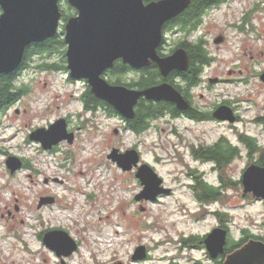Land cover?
Masks as SVG:
<instances>
[{
  "label": "rangeland",
  "instance_id": "1",
  "mask_svg": "<svg viewBox=\"0 0 264 264\" xmlns=\"http://www.w3.org/2000/svg\"><path fill=\"white\" fill-rule=\"evenodd\" d=\"M59 3L67 7L64 0ZM164 37L163 52L169 53L178 38L173 32ZM218 37L222 41L215 43ZM198 39L212 61L191 90L193 103L205 113L227 105L237 111V123L164 117L134 134L124 129L120 117L84 110L80 96L85 82L38 67L42 57L30 59L16 81L28 92L0 114V264H60L38 237L45 229L65 231L77 243V250L64 258L66 264H215L200 242L220 224L232 241L243 230L264 237L260 201L243 197L237 186L224 191L223 201L199 206L187 176L193 169L207 182H217L212 165L193 157L192 145H211L223 136L244 155L240 134L264 144V85L259 78L264 72V0H227L209 10L188 37ZM50 60L58 61V56ZM61 118L76 136L71 145L62 142L45 151L28 140L31 132ZM112 148L139 151L141 162L153 167L170 194L136 201L141 186L135 171L123 172L107 160ZM10 156L22 162L14 173L6 166ZM244 164L243 157L232 159L225 174L238 181ZM44 197L53 203L38 209ZM219 211L226 214L223 222L214 215ZM191 236L198 237L197 243H183ZM138 246L145 247L147 258L133 261Z\"/></svg>",
  "mask_w": 264,
  "mask_h": 264
},
{
  "label": "water",
  "instance_id": "2",
  "mask_svg": "<svg viewBox=\"0 0 264 264\" xmlns=\"http://www.w3.org/2000/svg\"><path fill=\"white\" fill-rule=\"evenodd\" d=\"M61 0H0V76L14 73L21 65L24 53L31 44L53 38L61 25ZM76 15L63 24L66 68L71 80L83 81L91 94L111 106L123 119L135 116V107L143 98L146 101H164L175 105L179 111L188 109L187 102L170 84L161 83L146 89H131L110 84L104 74L116 61L132 69H141L156 64L160 77L171 72H184L189 61L183 48L161 57L157 53L163 38L164 25L183 13L191 0H65ZM221 37L215 39L220 43ZM264 85V72L259 76ZM217 79H209L210 84ZM217 121L235 122L233 110L219 105L211 113ZM28 140L37 142L45 151L62 142L72 144L74 134L68 132L66 120L61 118L47 129H37L28 135ZM121 171H135L141 190L136 201H155L159 196L169 195L170 189L163 186V179L153 167L141 163L136 149L123 152L112 148L106 156ZM6 166L11 173L22 167L17 157H8ZM243 195L251 194L264 202V169L250 166L242 177ZM53 199L40 198L37 208L50 205ZM42 244L52 251L60 264L78 248L69 234L62 230H49L42 235ZM227 231L220 227L212 229L202 240L208 257L216 260L224 255ZM144 246L135 248L131 260L144 259ZM223 264H264V241L249 239L238 249L227 254Z\"/></svg>",
  "mask_w": 264,
  "mask_h": 264
},
{
  "label": "trees",
  "instance_id": "3",
  "mask_svg": "<svg viewBox=\"0 0 264 264\" xmlns=\"http://www.w3.org/2000/svg\"><path fill=\"white\" fill-rule=\"evenodd\" d=\"M227 0H191L188 8L175 19L167 22L163 27V35L170 31H179L182 33V38L178 39L174 46L170 49L172 52L176 47H182L189 57L188 69L182 72L181 78L186 84L187 88L195 87L200 82L201 72L204 67L208 66L212 58L206 50H204L203 43L200 39L196 41H188V37L200 26L203 16H205L212 7H219ZM62 13L61 22H66L68 18L76 15V12L67 5V7H60ZM174 29V30H173ZM62 33H57L53 38L48 39L42 43L31 44L26 48L24 57L20 67L12 74L0 76V114L5 113L12 107L19 99L25 95L28 90L22 86H17L16 81L22 70L29 66V61L33 56L42 57V64L38 67L49 71H64L67 72L65 60V42ZM162 43L165 45V38H162ZM163 45L158 48V53L164 55L160 50H163ZM58 56V61H51L53 55ZM130 75V76H129ZM107 81L113 85H123L131 89H146L158 85L163 79L160 77L156 67L151 64L148 67L139 70H133L130 67L123 65L120 61H116L113 67L104 74ZM128 77L130 80H128ZM70 79V78H69ZM168 81L173 87L181 92V88L174 84L172 75L167 77ZM83 108L87 112L104 111L106 115L113 117H120L114 109L105 102L95 98L87 85L80 96ZM190 118L194 121H201L211 119L210 113L199 112L197 110L190 111ZM180 116V112L175 107L167 102H151L140 99L135 107V116L131 120H125L124 129L134 134H141L153 127V122L158 119L169 117L171 120ZM240 141L246 144L247 148L251 150L254 147L252 138L249 136H240ZM193 157L202 162H209L212 165L211 170L215 171L217 176L216 184L207 182L202 173L197 170L190 169L187 176L191 179L190 189L192 196L199 206H206L225 199L224 191L226 189H235L238 182L232 180L225 174L226 167L230 164L232 159L237 155L238 148L234 146L226 137H219L217 141L211 145H199L190 147ZM24 161V160H23ZM24 168L28 167L25 162ZM216 218L223 222L226 214L223 212H215ZM223 226V224H222ZM49 231L45 229L38 234L39 239L42 235ZM197 238L191 236L188 239H183V243H197ZM248 238H258L246 230L242 231V236L238 241L226 240L225 254L233 251L246 242Z\"/></svg>",
  "mask_w": 264,
  "mask_h": 264
},
{
  "label": "flooded vegetation",
  "instance_id": "4",
  "mask_svg": "<svg viewBox=\"0 0 264 264\" xmlns=\"http://www.w3.org/2000/svg\"><path fill=\"white\" fill-rule=\"evenodd\" d=\"M65 1V0H64ZM59 6H60V3H59ZM213 8H216V7H212L211 9H213ZM210 9V10H211ZM62 14V13H61ZM75 16V15H74ZM72 17V16H71ZM204 17V16H203ZM61 18H62V16H61ZM203 20V19H202ZM174 30V29H173ZM171 32H173V34L178 38V39H180V38H182V33L181 32H179V31H170V33ZM163 37H164V35H163ZM165 38V37H164ZM161 45H163V43L161 42ZM160 45V46H161ZM159 46V47H160ZM158 47V48H159ZM180 48H182V47H176L172 52H170V50H169V53H164L163 52V50H160L161 51V53L162 54H164V55H160L159 53H158V51H157V53L161 56V57H165V56H167V55H170L171 53H173L176 49H180ZM158 50V49H157ZM187 56H188V54H187ZM120 61V60H119ZM188 61H189V57H188ZM121 62V61H120ZM151 64H153L155 67H156V69L158 70V72H159V69H158V67L156 66V64H154V63H151ZM150 64V65H151ZM124 65V64H123ZM149 65V66H150ZM126 66H128V65H126ZM129 67V66H128ZM148 67V66H147ZM132 69V68H131ZM133 70H139V69H133ZM182 72H179V71H173V72H171L167 77H169L170 75H172L173 76V78H174V84L175 85H177L179 88H181V92H179V90L178 89H176L175 87V89L181 94V96L183 97V99L187 102V104H188V109L186 110V111H179L180 112V116L179 117H176L175 119H173V120H179V119H183V118H190V111L192 112V111H194V110H197V111H199L198 109H196L197 107H195V105H194V103H193V96H192V94H191V90L193 89V88H195V87H197L199 84H200V82L202 81V78H200V82L195 86V87H191V88H187L186 87V84L183 82V80H182V78H181V74ZM202 73V72H201ZM159 75H160V73H159ZM130 76V75H129ZM167 77L166 78H162L163 79V81H161L159 84H161V83H168V84H170L168 81H166V79H167ZM201 77V76H200ZM129 78V77H128ZM209 81V80H208ZM171 85V84H170ZM134 89H136V88H134ZM137 90H139V89H137ZM141 99H143V98H141ZM151 102H153V101H151ZM170 104H172V103H170ZM174 107H175V105L174 104H172ZM218 106H216L212 111H214L216 108H217ZM175 109H176V107H175ZM177 110V109H176ZM212 111L211 112H209L210 113V116H211V113H212ZM104 112V111H103ZM199 112H201V111H199ZM233 112H234V115H235V123H237V122H239L240 121V117H239V115H238V113H237V111L236 110H233ZM191 119V118H190ZM264 119V118H263ZM264 122V121H263ZM74 134V133H73ZM240 136H241V134H240ZM240 136H239V143L241 144V145H243L244 146V148H245V154L244 155H242L241 153H240V150L238 149V152H237V155H236V157L235 158H241V157H243L244 159H245V164H244V168H243V170H242V172H241V175H240V178H239V180L237 181L239 184H238V186L241 188V190L243 191V186H242V177H243V174H244V172H245V170L247 169V168H249L250 166H253V167H258V168H260V169H264V144H261L260 142H258L257 141V139L256 138H252L251 136H249L250 138H252V141H253V143H254V147L253 148H251V150H249L248 148H247V146H246V144H244L243 142H241L240 141ZM245 136V135H244ZM76 138V136H75V134H74V139ZM74 141V140H73ZM236 147V146H235ZM54 148V147H53ZM52 148V149H53ZM197 160V159H196ZM140 161H141V159H140ZM198 161V160H197ZM141 163H143V162H141ZM214 173H215V171H213ZM217 177V176H216ZM216 181H217V178H216ZM245 196H248V197H251V198H253L252 197V195L251 194H246V195H243V197H245ZM253 200H256V201H260L263 205H264V202H263V200L262 199H254L253 198ZM219 227L220 228H222V229H225L226 231H227V228H226V226H222V224H220L219 225ZM241 237V236H240ZM256 237H258V236H256ZM227 239H230L229 238V235H228V231H227ZM249 239H254V240H260V241H264V237L262 236V237H258V238H248L247 240H246V242L249 240ZM239 240V239H238ZM238 240H235V241H238ZM246 242H244V243H246ZM243 243V244H244ZM243 244H241V246L243 245ZM240 246V247H241ZM239 248V247H238ZM238 248H236V249H238ZM236 249H234V250H236ZM233 250V251H234ZM232 252V251H231ZM231 252H229V253H231ZM229 253H224V255H222V256H220L219 258H218V260L216 259V260H214V263L215 264H223V260H224V258H225V256L227 255V254H229ZM145 258H147V254H146V256H145ZM144 258V259H145ZM144 259H142V260H144Z\"/></svg>",
  "mask_w": 264,
  "mask_h": 264
}]
</instances>
